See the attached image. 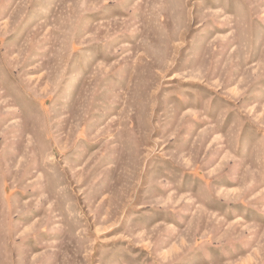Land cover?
Returning a JSON list of instances; mask_svg holds the SVG:
<instances>
[{
  "label": "rangeland",
  "instance_id": "obj_1",
  "mask_svg": "<svg viewBox=\"0 0 264 264\" xmlns=\"http://www.w3.org/2000/svg\"><path fill=\"white\" fill-rule=\"evenodd\" d=\"M0 264H264V0H0Z\"/></svg>",
  "mask_w": 264,
  "mask_h": 264
}]
</instances>
